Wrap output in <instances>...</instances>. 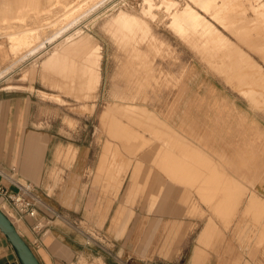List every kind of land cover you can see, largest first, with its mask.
<instances>
[{"label": "rangeland", "instance_id": "374dc122", "mask_svg": "<svg viewBox=\"0 0 264 264\" xmlns=\"http://www.w3.org/2000/svg\"><path fill=\"white\" fill-rule=\"evenodd\" d=\"M68 2H78L76 5L80 7L69 14L72 9L67 10L65 3ZM174 2L173 11H170L162 0H26L24 4L12 2L7 7L16 12L26 7L30 11L27 19L0 20V71L21 58L0 74V87L26 89L33 94L34 100L42 99L48 105L47 126L53 137L49 149L60 147L63 152L61 158L55 159L58 167L71 168L80 149H94L91 158L97 162V168H88L85 175L93 176V182L97 183L94 187L100 193L116 195L117 180L112 172L124 175L132 170L135 177L140 175L145 188L154 181L155 184L170 180L183 182L179 173H175V159L186 153L177 150L200 149L193 139L201 143L203 123L199 116L193 115L196 111L189 105L175 99V88L182 82L192 81L199 90L202 83L209 81L212 96L217 92H233L235 101L238 100L237 107L257 114L264 128V0ZM186 6L204 16L205 26L200 22L184 23L190 27L189 32L179 30L173 12ZM121 10L133 18L128 22L132 28L127 30V37L121 34L119 23L113 24V29L103 26ZM7 22L14 27L22 24L24 28L41 25L39 29L44 32L41 31L35 45V41L31 45L36 46L41 39L45 45L22 58L31 47L14 50L13 38L6 33L12 29ZM146 26L148 32L143 36ZM77 27L82 28V36L90 35L91 46L97 50L95 59L99 61L101 73L97 87H92L87 73L82 71L76 72L71 83L66 74L57 71L59 68L49 70L46 76L43 74L44 60L55 45ZM54 33L57 36L52 41L44 38L55 36ZM218 33L224 39L219 38ZM119 92L128 96L121 98ZM123 100L138 102L139 108L127 110L126 105L119 104ZM196 104L199 103H193L192 108L200 110ZM233 105L236 107L235 102ZM161 116L175 126L166 124L159 118ZM176 118L196 119L174 122ZM224 123H220L223 126L220 130L209 127V143L205 144L215 149L212 145L216 147L219 138L223 149H239L231 132L225 131ZM258 140L263 143L259 137ZM204 142H208L207 139ZM227 156L231 159V154ZM84 157L88 162L87 153ZM257 161L264 162V154L258 153ZM58 171L66 174V170H55ZM259 174L264 175V171ZM260 180L258 184L264 181ZM224 182L228 184L227 179ZM259 190L255 185L242 189L241 197L246 199L248 193L255 195ZM48 192L51 193L50 189ZM3 202L1 198L0 207ZM109 204L111 202H97L96 213L90 217L88 202L82 201L74 226L87 231L94 226L102 227L105 218L99 216L100 209ZM209 204L211 209V201ZM239 204L245 205L244 209L249 212L264 210V200L257 210L249 201L242 200ZM6 209L11 213L8 207ZM97 237L101 238L99 233Z\"/></svg>", "mask_w": 264, "mask_h": 264}, {"label": "crops", "instance_id": "0c3cea01", "mask_svg": "<svg viewBox=\"0 0 264 264\" xmlns=\"http://www.w3.org/2000/svg\"><path fill=\"white\" fill-rule=\"evenodd\" d=\"M195 84L182 82L174 95L203 123L202 147L177 150L186 153L184 177L178 172L183 182L154 181L145 188L132 170L118 172L115 196L98 192L93 176L85 175L88 168H97L91 158L94 149H80L71 168L58 167L55 159L63 152L60 147L49 149L53 137L42 99L34 100L26 89L0 87V182L32 201L36 214L18 212L7 199L1 207L9 208L11 213L5 211L41 264H264V210L249 212L239 204L249 201L257 210L264 200V181L258 184L264 180L258 175L264 162L257 161V154H264V128L257 114L237 107L233 92L212 96L211 82L199 90ZM193 103H199L195 107L200 110L193 109ZM223 122L239 149H223L219 138L215 149L205 144L209 127L220 130ZM59 168L66 174L55 172ZM253 184L263 192H250L243 199L242 189ZM86 200L90 217L97 202H111L100 209L103 226L91 231L74 226L78 207ZM0 264H23L1 229Z\"/></svg>", "mask_w": 264, "mask_h": 264}, {"label": "bare ground", "instance_id": "6f19581e", "mask_svg": "<svg viewBox=\"0 0 264 264\" xmlns=\"http://www.w3.org/2000/svg\"><path fill=\"white\" fill-rule=\"evenodd\" d=\"M207 1H209V0H207ZM12 2H15L16 4H18V3L24 4L26 2V0H0V20H2V19H11V20L13 19V20H15V18H18V20L20 19L19 21H24L25 19H27L30 16V11H28L26 9V7L23 8L19 12H16L15 10H13L12 7H7V6H10V3H12ZM77 3H74V4H70V2L65 3L66 4L65 6L66 7L68 6L67 10H70V8L72 9L69 14L74 13V10L77 7H80L79 5H76ZM162 4H164L167 7V9H169L170 11H173V6L175 5V2H174V0H162ZM81 8H82V6H81ZM80 12L81 11H78V13H80ZM173 13H175L174 14L175 24L177 27L180 28L179 30H181V31L189 32L190 27L184 26L183 25L184 23L192 24V22H200L199 24H202V25L204 24L203 26H205V20L203 18L204 16L200 12H198L197 10H192L191 6H186L185 9L178 10V11L173 12ZM73 15H75V14H73ZM130 19H132V20H130ZM13 20H12V22H13ZM15 21H17V20H15ZM132 21H133V18H131V14L121 10L118 15H116V16L112 17L111 19H109L108 21L104 22L103 26L108 25V26H111L113 29V27H114L113 24L119 23L121 30H122L121 34L123 36L127 37V30L131 31V28H132L131 26H129L128 22H132ZM137 22L142 27V23L138 20H137ZM7 24H8V22H7ZM8 26L11 27L12 29L11 30L9 29L6 33H7V35H9L10 37L13 38L12 46H13L15 51L20 50L21 47H27V46L31 47V48H29L28 52L25 51L26 54L25 55L23 54L24 56L22 58H25L26 56L30 55L31 53H34L38 48H41L43 44L45 45V41H41L42 40L41 39L39 41L40 43L36 44V46H32L33 44L35 45V43H36V36L41 35V31H43V30L39 29L41 25H38V26L32 27V28H30V27L24 28L25 26L23 27L22 24H20L17 27H14L11 24H8ZM58 29H60V28H58ZM147 32H148V26L145 27V33H143V36H145V34ZM81 33H82V28L77 27V28H75L74 31L69 33L62 41H60L58 44L55 45L53 52L50 53L48 55V58H46L44 60V63H43V74H44V76H46V73L49 72V70H54L56 68L57 69L59 68V70H57V71L61 72L62 74L63 73L66 74L69 77L68 81H70V83H71V82H74V80H75L76 72L82 71L84 73H87V81H89V83L92 85V87H97L98 82H99V78L101 77L99 61H97V59H95V57H97V55H96L97 50H95L91 46L93 40H91L90 35L89 36H87V35L82 36L83 33L82 34ZM217 35L220 36L219 38L224 39L221 36V34L218 33ZM56 36L57 35L55 34V36L53 35V36H48V37H44V38L45 39L48 38L47 39L48 41L49 40L52 41V39H55ZM43 47H45V46H43ZM48 49H49V46H48ZM23 53H24V51H23ZM20 56H18V57H20ZM16 59L6 69L1 70L0 74L4 73L14 63L21 60V58L20 59L16 58ZM31 69H32V67H31ZM33 71L34 70H31V72H33ZM80 78H81V74H80ZM118 95L121 98L128 96L127 94H123L121 92H119ZM119 104L126 105L127 107L126 106L125 107L127 108V110H128V108L135 110V109L139 108V105H140L138 102H135V101H124V100L120 101ZM140 109H144V108H140ZM144 111H146V109ZM159 118L162 121L166 122V124H168L169 126H175L174 123L167 120L165 117L161 116ZM193 141L196 143V146L200 145V143L197 141V139H195V140L193 139ZM200 147H202V146H200ZM205 150L206 149H204V151ZM196 151H197V149H196ZM176 155H178V154H176ZM203 155H206V154L203 153ZM108 156H109V154H108ZM211 158H213V157H211ZM203 159H205V158H203ZM215 160H216V158H215ZM175 163H176L175 173L176 172H183V174H181V177L182 176L184 177L185 171H183V170L185 169L186 155L178 156L175 159ZM220 164H222V163H220ZM182 166H184V168H181ZM112 175L114 176V172H112ZM223 178H228V176L223 175ZM224 193H227V191L225 190ZM102 194H104V193H102Z\"/></svg>", "mask_w": 264, "mask_h": 264}, {"label": "water", "instance_id": "95a60500", "mask_svg": "<svg viewBox=\"0 0 264 264\" xmlns=\"http://www.w3.org/2000/svg\"><path fill=\"white\" fill-rule=\"evenodd\" d=\"M0 229L15 247L23 264H41L34 250L21 235L9 215L0 207Z\"/></svg>", "mask_w": 264, "mask_h": 264}, {"label": "built area", "instance_id": "2783aa9c", "mask_svg": "<svg viewBox=\"0 0 264 264\" xmlns=\"http://www.w3.org/2000/svg\"><path fill=\"white\" fill-rule=\"evenodd\" d=\"M9 200L20 213L36 214L34 203L26 198L22 193L11 192L3 183L0 182V199Z\"/></svg>", "mask_w": 264, "mask_h": 264}]
</instances>
